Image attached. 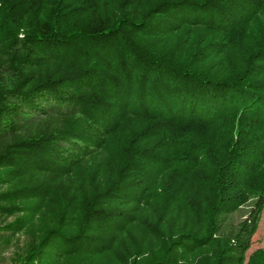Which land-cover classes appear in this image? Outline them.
<instances>
[{
  "label": "trees",
  "instance_id": "obj_1",
  "mask_svg": "<svg viewBox=\"0 0 264 264\" xmlns=\"http://www.w3.org/2000/svg\"><path fill=\"white\" fill-rule=\"evenodd\" d=\"M263 209L264 0H0L11 264H264Z\"/></svg>",
  "mask_w": 264,
  "mask_h": 264
},
{
  "label": "rangeland",
  "instance_id": "obj_2",
  "mask_svg": "<svg viewBox=\"0 0 264 264\" xmlns=\"http://www.w3.org/2000/svg\"><path fill=\"white\" fill-rule=\"evenodd\" d=\"M254 209L253 201H249L237 209L223 215L221 217L223 228L225 231H236L241 227L245 220H251L252 213ZM9 220L11 218H8ZM3 226V222L0 218V228ZM5 232V233H2ZM0 234H6L8 231L4 230ZM264 246V209L260 212L258 218V227L255 233L252 236V244L247 250L246 254L248 255L252 250ZM13 245L0 246V259L4 264H11L10 257L12 256Z\"/></svg>",
  "mask_w": 264,
  "mask_h": 264
},
{
  "label": "built area",
  "instance_id": "obj_3",
  "mask_svg": "<svg viewBox=\"0 0 264 264\" xmlns=\"http://www.w3.org/2000/svg\"><path fill=\"white\" fill-rule=\"evenodd\" d=\"M0 264H2V263L0 262Z\"/></svg>",
  "mask_w": 264,
  "mask_h": 264
}]
</instances>
